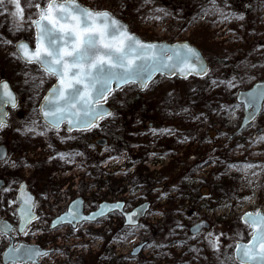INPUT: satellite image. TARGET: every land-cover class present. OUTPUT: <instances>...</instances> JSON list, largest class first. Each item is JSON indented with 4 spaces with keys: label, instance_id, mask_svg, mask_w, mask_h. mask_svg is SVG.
Returning <instances> with one entry per match:
<instances>
[{
    "label": "rangeland",
    "instance_id": "374dc122",
    "mask_svg": "<svg viewBox=\"0 0 264 264\" xmlns=\"http://www.w3.org/2000/svg\"><path fill=\"white\" fill-rule=\"evenodd\" d=\"M80 1L122 16L133 32L147 40L196 41L208 58L210 78L177 81L159 75L145 91L135 84L114 91L107 100L114 118L102 120L101 127L91 131L92 144H83L80 150V144L87 138L85 133L66 143H60L53 133L48 134L59 151L84 153L75 157L74 161L80 160V164L50 161L48 137L21 133L33 120L40 126L37 131L46 127L38 115V105L55 78L45 77L47 82L42 89L35 91L31 77L39 78L43 73L34 65L26 67L17 61L12 47L0 45V80H10L21 96L20 106L11 112L9 127L0 132V143L8 146L13 160L30 165L7 171L0 166V172L9 178L10 184L13 179L19 183L29 180L43 215V220L30 225L27 234H14L15 243H36L51 250L52 254L43 259L45 264H238L235 244L252 236L251 228L242 222V215L264 211V142H258L264 137V110L256 123L239 132L245 112L236 102L239 90L249 89L264 79V73L249 76L251 55L255 54L260 61L257 71L264 70V0H228L231 8L225 11L243 14L244 20L223 23L219 22V16L202 15L204 7L209 6L208 0H153L147 6L144 0ZM218 4L223 7L224 0H218ZM155 8H164L171 15L162 20L149 19L156 15ZM0 23H4L3 17ZM0 35L14 43L23 40L34 43V31L12 35L6 25L0 28ZM233 78L237 86L231 90L211 85L212 79ZM143 107H147L145 113L141 111ZM166 128L176 130L177 135L151 132ZM107 129L113 131L112 135L119 130L121 136L128 133L125 141L131 145L122 150L129 151L119 153L120 144ZM259 129L262 131L258 133ZM64 130L62 127L60 135L73 137ZM100 137L108 139L107 147L95 145ZM184 137L188 139L181 143ZM111 157H119L120 162L112 161ZM248 164L257 167L245 169ZM12 187L15 191L8 195L9 200L18 196L19 185ZM164 193L166 198H162ZM79 196L87 200L86 211L104 200H124L128 209L144 202H150L151 206L140 223L143 227H136L127 239L122 238L131 228L122 226L123 217L119 214L97 224L82 225L78 231L67 226L53 231L50 219ZM16 207L12 205L6 214L17 226L19 217L13 214ZM203 220L209 222V229L191 239L190 227ZM178 223L184 225L183 230L177 227ZM209 232L224 234L221 238L224 255L208 247L204 237ZM144 242L145 250L132 257L131 251ZM181 243L183 248L173 246ZM9 244V237L0 235V264ZM189 245L200 248L199 259L192 258Z\"/></svg>",
    "mask_w": 264,
    "mask_h": 264
},
{
    "label": "snow or ice",
    "instance_id": "6c2138e0",
    "mask_svg": "<svg viewBox=\"0 0 264 264\" xmlns=\"http://www.w3.org/2000/svg\"><path fill=\"white\" fill-rule=\"evenodd\" d=\"M152 3L153 0H144L145 6ZM208 5L202 11L205 17L219 16L220 23L232 19L244 20L243 14L236 15L225 11L231 8L228 0H224L223 7L219 6L218 0H208ZM153 11L156 15L148 17L152 20H162L171 15L164 8H155ZM0 17L4 18L0 28L7 25V31L12 35L23 31H34V49L30 48L27 42L14 43L13 40L0 35V45L12 47L14 49L12 55L17 61L22 62L26 67L34 65L43 73L39 78L31 77L34 90L42 89L45 77H54L57 81L51 86L49 94L43 97L44 102L38 110V115L43 117L46 127L44 130L37 131L40 126L36 120H33L23 129L21 133L23 135L48 137L51 132L60 143H66L74 137L60 135L61 125L64 123H67V129L64 131L69 133L73 130L84 133L100 128L99 121L106 117L114 118L113 113L104 111L101 103L107 102L109 94L116 90L113 84L117 86V89L122 85L137 84L140 90L144 91L152 86L153 76L156 73L161 76H179L184 80L189 77H209L210 69L202 54L189 43L172 46L146 43L111 12L84 7L77 0H23V2L22 0H0ZM136 61H140V64H136ZM234 81L235 78L228 81L212 79L211 85L224 86L231 90L237 86ZM28 82L26 79L25 83ZM168 95L171 97L172 93ZM261 98H264V92L261 93ZM0 103H11L12 108L17 107L16 96L7 81H0ZM248 106L253 107L251 103ZM184 111L187 112L188 109ZM6 116L7 113L0 109V132H4L9 127ZM151 132L153 135H177V131L172 128L161 129L159 132L151 129ZM48 139V148L51 150L50 161L70 163L74 162L76 156H84L82 152L74 154L61 152L51 142L52 138L48 137ZM187 139L188 137H184L180 142L184 143ZM258 142H264V137H261ZM106 151L110 150L106 149ZM110 159L120 162L119 157ZM0 166L5 171L20 166L30 167L26 161L13 160L6 152H0ZM228 167L234 166L228 165ZM254 167L257 166L248 164L245 169ZM16 184L19 185L21 194L9 200L8 195L15 191L12 185ZM24 187L23 183L15 179L11 184L0 187V193H4L0 204L7 206L5 211L12 205H20L19 231L27 234L28 225L34 221H40L41 218L34 211L37 206L36 200L24 192ZM166 197L167 193L162 194V198ZM44 200H47V196H44ZM125 207L120 202L115 205H100L99 211L83 215L77 210V206L73 205L65 215L58 217V222L70 224L73 230L78 231L76 224L81 221L89 223L98 221V218L106 217L109 213L119 210L127 224L131 226V230L122 238L127 239L134 234L137 226L143 227L136 224V217L143 214V210L125 212ZM13 214L15 215V211ZM241 219L252 228V236L247 244H235L238 264H264V214L259 211L255 214L246 213ZM73 221L76 224H73ZM51 227L57 228L58 223L53 222ZM177 227L183 230L184 225L178 223ZM200 227L201 225H197V234ZM11 231V225L4 223L0 235L10 234ZM197 234H194L191 239L195 240ZM223 235L222 232L219 234L209 232L204 237L208 247L220 255H224L222 251L224 245L221 240ZM173 246L183 248V243ZM158 247L167 246L159 245ZM188 251L193 254V259H199L201 250L198 246L189 245ZM19 252L20 249L13 247L5 253V256L11 255V264H17L16 254ZM26 252L32 264H36L37 258L49 255L48 252H41L36 248L27 249Z\"/></svg>",
    "mask_w": 264,
    "mask_h": 264
},
{
    "label": "water",
    "instance_id": "95a60500",
    "mask_svg": "<svg viewBox=\"0 0 264 264\" xmlns=\"http://www.w3.org/2000/svg\"><path fill=\"white\" fill-rule=\"evenodd\" d=\"M77 2L80 3V4H81L82 6H84V7H88V8H90V9H93V8H91V7L87 6V5H85L84 3H82L80 0H77ZM107 11L111 12L116 18H118L119 20H121V22L124 23V24H126V25L129 27V29H130V26H129L128 22H126L124 19L120 18L118 15L114 14L112 11H110V10H107ZM130 31H131L132 33H134L131 29H130ZM134 34H135L136 36H138L142 41H144V42H146V43H155V44L165 45V46H172V45H176V44H179V43L187 42V43H189L191 46L195 47V48H196V49L202 54V56H203V58H204V60H205V63H206L207 66L209 67V61H208V59L206 58V56L204 55V53L202 52V50H201L200 48H198L196 45L192 44L190 41H184V42H179V43H170V42H168V41H153V40H146V39H144L142 36H140V35L137 34V33H134ZM24 42L29 43L30 48H33V49H34V47H35V44H34V43L32 44V43H30V42H28V41H26V40H24ZM136 64H140V61H136ZM133 67H134V66H133ZM120 71H123V70L120 69ZM159 75H160L159 73L154 74V76H153V80H154L156 77H158ZM164 76H166L167 78L179 77V76H168V75H164ZM179 78H180V77H179ZM180 79H181V78H180ZM1 81H7V82H9V84H10V88H11V90L13 91L14 95L16 96V102H17V104H18L17 94H16V92L14 91V89L12 88V85H11L10 81H9V80H1ZM56 82H57V81L55 80L54 83H56ZM54 83H53V84H54ZM127 85H129V84L122 85V86H120V87L117 89V86H116L115 84H113V88L116 89V90H119L120 88H122V87H124V86H127ZM136 85H137V84H136ZM137 87L139 88L138 85H137ZM50 89H51V87L48 89V91L46 92V94H45L43 97H45V96H47V95L49 94ZM139 89H140V88H139ZM141 91H142V90H141ZM262 92H264V79H263V80L256 81V82L253 84V86L250 87L249 89H241V90H239V91L237 92V95H236V102H237L238 104H241V105L243 106V109H244V112H245V113H244V116H243V120H242L241 125H240L239 132L245 130L246 128H248V127H250L252 124H254V122H256V120L259 118V116L261 115L262 111L264 110V98H261V93H262ZM241 101H244V103H241ZM43 102H44V101H43V98H42V100H41V102H40V104H39V108H40V105L43 104ZM101 103H102V105H103V109H104V111H106V112H111V113H112V108H111L109 105H107L106 102H103V101H102ZM249 103H251V104L253 105V107H249V106H248ZM8 106L12 108L11 103H0V109H2L3 112H6V113H7V116H8V114H9V111H8V108H7ZM7 116H6V121H7V123H8ZM253 117H254V119H253ZM106 118H107V117H106ZM41 119L44 121V119H43L42 116H41ZM44 122H45V121H44ZM64 124H66V129H67V123H64ZM62 125H63V124H62ZM62 125H61V126H62ZM73 131H78V130H73ZM73 131H72V132H73ZM260 131H262V129H259V130H258V132H260ZM105 142H106L105 139H101V140H98V141H97V143H98L99 145H105ZM0 152H6V154H8L7 146L4 145V144H1V145H0ZM22 183H23L24 186H25V187H24V192H25L27 195H31V196H33V198L35 199V196H34V195L30 192V190L28 189L27 184L24 183V182H22ZM2 184H3V181H0V187L2 186ZM20 194H21V193H20V190H19L18 196H20ZM116 203H117V202H116ZM116 203H106V202H103V203H101L100 205H115ZM120 203H122V204L125 205V202H124V201H120ZM73 205H76V206H77V210H78L81 214H83V215H89V214H91V213L94 212V211H99V206H100V205H99L98 208L95 209V210H93L91 213H89V214H84V205H83V200H82L81 198H78V199L74 200V201L69 205L67 211H68L69 208L72 207ZM19 207H20V205H19ZM19 207H18V209H19ZM149 208H150V203H149V202H146V203H144V204L138 205L137 207H135L134 209L131 210V211H133V210H137V209H142V210H143V214H141V215H139V216L136 217V224H137V225H139L140 220H141L142 218L145 217V215L147 214ZM67 211H66V212H67ZM131 211H125V212H131ZM258 211L261 212L262 214H264V211H262V210H258ZM66 212L60 214L58 217L65 215ZM115 212H116V211H115ZM112 213H114V212H112ZM112 213H109V214H112ZM246 213H253V214H255L256 212H250V211H248V212H246ZM246 213H244V214L242 215V217H243ZM18 214H19V211H18ZM58 217H56V218L53 220V222H57V223H58V227H57V228H52V229H58V228L63 227V226H72V225L67 224V223H61V222H58ZM19 218H20V216H19ZM101 218H103V217L98 218V221H99ZM98 221H93V222H91V223H96V222H98ZM53 222H52V223H53ZM83 222H84V221H81L80 223H83ZM242 222H243V220H242ZM4 223H8V224H10L11 227H12V231H13V229H14V225H13L10 221H8V220H3V219H0V231H3V224H4ZM80 223H79V224H80ZM243 223H244V222H243ZM73 224H76V222L73 221ZM244 224H245V223H244ZM197 225H201V227H200V231H199V234H200L203 230L208 229V228L210 227V224H209L208 221H206V220L200 221V222H198V223H196V224H194V225H192V226L190 227V232H191V234H193V235H194V234H197ZM28 226H29V225H28ZM77 226H78V224H76V227H77ZM125 226H130V225L127 224L126 219H125ZM247 226H248V225H247ZM249 227H250V226H249ZM19 228H20V223H19ZM250 228H251V227H250ZM251 230H252V228H251ZM12 231H11V233H12ZM19 232H20V231H19ZM11 233H10V234H7V235L10 236V244H9V246L5 249V251H4L3 255H2V263H3V264H11L12 256L10 255V256L6 257V256H5V253H6V252H9V250H10L11 248H13V247L16 248V249H20V252L16 254L17 263H24V264H28V263H31V264H32V261L29 259V256H28V254H27V252H26L27 249H30V248H36V249H39L41 252H48V253L51 252L50 250L43 249L39 244H32V243H27V242H21V243H19V244L16 246L15 243H14V239H13V237L11 236ZM20 233H21V232H20ZM197 235H198V234H197ZM250 240H251V237H250V239H249L248 241H240V242H238V243H241V244H247V243L250 242ZM22 246H23V247H22ZM144 246H145V243H143V244L137 246V247L135 248V250L132 251V255H134V256H135V255H138V254L140 253V251L143 249ZM234 257H235V260L238 262V257H237V254H236L235 251H234ZM39 259H40V257L36 259V264H39Z\"/></svg>",
    "mask_w": 264,
    "mask_h": 264
},
{
    "label": "flooded vegetation",
    "instance_id": "af4514ba",
    "mask_svg": "<svg viewBox=\"0 0 264 264\" xmlns=\"http://www.w3.org/2000/svg\"><path fill=\"white\" fill-rule=\"evenodd\" d=\"M171 80H172V79H171ZM17 97H18V106H17L16 108L9 109V116H8L9 123H8V124H10V115H11V112H12V111H16V110L18 109V107L20 106L21 96L19 95L18 92H17ZM151 125H154V123H152ZM45 126H46V125H45ZM62 127H64V129H66V124L63 125V126H61V129H62ZM67 133H69V132H67ZM70 133H72L73 137H75L76 135H79V136L81 137L82 134H83V133H81L80 131H74V132H70ZM84 133H85V136H87V138L85 139L84 143L80 144V150L83 148V146H82L83 144H84V145H87L86 143H88V144H92V143H93V140H92V138H91V136H90L91 131H89V132H84ZM101 139H105V141H106V142H105V145H99V144L97 143V141H98V140H101ZM0 144H4V145H6L5 143H0ZM108 144H109L108 139L103 138V137H100V138H98V139L95 141V145H96V146H100V147H107ZM6 146H7V145H6ZM89 146H90V145H89ZM7 150H8V154H7V155L9 156V149H8V146H7ZM182 154H183V153H182ZM75 159H76V158H75ZM74 162H75L77 165L80 164V160H76V161H74ZM84 165H87V161H84ZM83 169H86V167L84 166ZM0 181H3L2 186L10 184V180H9V178H8L5 174H4V176H3V175H2V172H0ZM22 182H24V183L27 184L28 189H29L30 192L35 196V200H36V202H37V206H36V208H35L34 211H35L36 214L41 218L40 220H43L42 211L39 210V200H38V195H37V193L33 190L32 185H31V183H30L29 180H28V181L24 180V181H22ZM2 186H1V187H2ZM2 196H3L2 193H0V199L2 198ZM78 198H81V199L83 200L84 214H89V213H91L93 210L97 209L98 206H99L101 203H103V202H106V203H116V202H117V201H108V200H104V201L100 202V203L98 204L97 207L91 209L90 211H86V208H87V206H88L86 198H84V197H82V196H79ZM78 198H76V199H78ZM76 199H74V200H76ZM74 200H73V201H74ZM73 201H71L70 204H71ZM125 202H126V201H125ZM70 204H69V205H70ZM1 205H2V204H1ZM1 205H0V206H1ZM69 205L67 206V208H66L64 211H62L61 213L57 214L55 217H52V218L50 219V221H51V223H50V228H51V229H52L51 225H52L53 220H54L56 217H58V215H60V214H62V213H64V212H66L67 209H68V207H69ZM126 205H127V203H126ZM5 208H6V205H4V207L2 206V207L0 208V219L8 220V221H10L12 224L15 225V228H14V230H13V232H12L13 238H14V234L17 235V233H18L19 235H24V233H22V234L19 233L16 224L13 222V219H12L11 217H8V214H6V211H5V210L2 211V209H5ZM15 213L18 215V204H17L16 210H15ZM113 214H119V215H121L120 211L117 210L116 212H114V213H112V214H108L106 217L101 218V219H100L98 222H96V223L83 222V223H80L76 228H77V229H80V226L85 225V224H97V223H100L101 221L106 220L109 216H111V215H113ZM121 216H122V215H121ZM122 217H123V223H122V226H123L124 228H131V227H126V226H125V218H124V216H122ZM35 222H38V221H35ZM32 224H33V223H32ZM29 227H30V226H29ZM29 227H28V229H29ZM71 229H73V228L71 227ZM53 231H54V230H53ZM76 231H77V230H76ZM14 240H15V238H14ZM34 244H36V243H34ZM145 244H146V246H147V243H146V242H145ZM39 245H40L42 248H44V249H48V248H46L45 246H43V245H41V244H39ZM108 245H109V243H107V247H108ZM106 249H107V248H106ZM48 250H49V249H48ZM50 251H51V250H50ZM51 254H52V251H51V253H49L48 256H50ZM48 256H46V257H41V258L39 259V264H45V263H43V259H46ZM132 257H133V256H132ZM1 263H2V256H1ZM2 264H3V263H2ZM28 264H31V263H28Z\"/></svg>",
    "mask_w": 264,
    "mask_h": 264
},
{
    "label": "trees",
    "instance_id": "16d2710c",
    "mask_svg": "<svg viewBox=\"0 0 264 264\" xmlns=\"http://www.w3.org/2000/svg\"><path fill=\"white\" fill-rule=\"evenodd\" d=\"M121 18H123L122 16H120ZM124 19V18H123ZM203 33H205L206 35H207V33L206 32H203ZM191 41V40H190ZM191 43H193L194 45H196V46H198L199 44L196 42V41H191ZM198 47H200V46H198ZM249 57V56H248ZM260 61L258 60V57L254 54V55H251L250 56V65H249V70L251 71V73H249V76H250V74H252V75H254V74H263L264 73V70L262 71V72H260V71H257V65H258V63H259ZM253 66H255V67H253ZM192 78H195V77H192ZM191 79V78H190ZM248 79H246V77H245V82H248L247 81ZM45 82H47V80L45 81ZM133 108V107H132ZM147 109V107H143L142 108V112L143 113H145V110ZM177 111V110H176ZM127 118L129 119V118H131V111L129 110V112H128V115H127ZM122 126V125H121ZM113 129L114 128H118V127H112ZM108 131V134H110L114 139H116V143H118V144H120V148L121 149H125V148H128L131 144H130V142L128 141V142H126L125 140H126V137H127V135H128V133H126L127 135H125V136H121V135H119L121 132H120V130L116 133V135H112L113 134V131H109V129H107ZM117 131V130H116ZM120 149V150H121ZM243 227V226H242Z\"/></svg>",
    "mask_w": 264,
    "mask_h": 264
}]
</instances>
